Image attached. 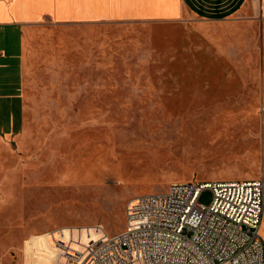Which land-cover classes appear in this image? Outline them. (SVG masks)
Here are the masks:
<instances>
[{
	"label": "rangeland",
	"instance_id": "rangeland-1",
	"mask_svg": "<svg viewBox=\"0 0 264 264\" xmlns=\"http://www.w3.org/2000/svg\"><path fill=\"white\" fill-rule=\"evenodd\" d=\"M57 2L81 15L79 0ZM184 18L30 26L24 78L7 74L25 101L0 96V264H49L58 226L115 233L130 197L172 182L264 177V11ZM59 86L70 103L50 101Z\"/></svg>",
	"mask_w": 264,
	"mask_h": 264
},
{
	"label": "built area",
	"instance_id": "built-area-1",
	"mask_svg": "<svg viewBox=\"0 0 264 264\" xmlns=\"http://www.w3.org/2000/svg\"><path fill=\"white\" fill-rule=\"evenodd\" d=\"M210 189L209 204L198 201ZM123 229L45 231L49 264H264V177L172 182L130 197Z\"/></svg>",
	"mask_w": 264,
	"mask_h": 264
},
{
	"label": "crops",
	"instance_id": "crops-1",
	"mask_svg": "<svg viewBox=\"0 0 264 264\" xmlns=\"http://www.w3.org/2000/svg\"><path fill=\"white\" fill-rule=\"evenodd\" d=\"M27 3L28 0H0V28H3L1 37H9V40L14 41V44L9 42L13 47L9 46L10 48L6 49L0 46V96L7 101L14 97L19 102L25 101L24 84L18 89L14 82L16 76L7 74L19 68L21 77L23 76L25 65L34 53V46L30 44L27 31L45 14H48L54 23L65 24L71 21H96L103 18L184 21L185 16L207 21H222L246 11L253 14L264 11V0H79L80 4H84L78 12L81 15L61 16L60 12H57L59 7L57 0H51L49 7L35 11L29 10ZM58 89L52 92V95L58 97L54 96L50 101L61 100L62 103L65 101L70 103L71 93L62 86ZM46 94L48 93H44Z\"/></svg>",
	"mask_w": 264,
	"mask_h": 264
}]
</instances>
